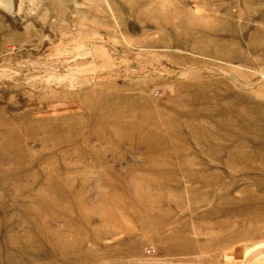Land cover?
Listing matches in <instances>:
<instances>
[{"label": "rangeland", "instance_id": "rangeland-1", "mask_svg": "<svg viewBox=\"0 0 264 264\" xmlns=\"http://www.w3.org/2000/svg\"><path fill=\"white\" fill-rule=\"evenodd\" d=\"M0 264H264V0H0Z\"/></svg>", "mask_w": 264, "mask_h": 264}]
</instances>
